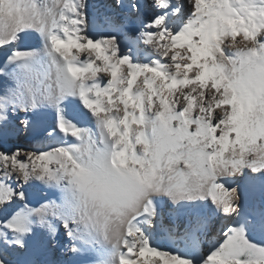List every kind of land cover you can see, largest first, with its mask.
Returning a JSON list of instances; mask_svg holds the SVG:
<instances>
[{"label":"snow or ice","instance_id":"6c2138e0","mask_svg":"<svg viewBox=\"0 0 264 264\" xmlns=\"http://www.w3.org/2000/svg\"><path fill=\"white\" fill-rule=\"evenodd\" d=\"M110 7L0 0V143L58 141L0 148V264H264V0Z\"/></svg>","mask_w":264,"mask_h":264},{"label":"bare ground","instance_id":"6f19581e","mask_svg":"<svg viewBox=\"0 0 264 264\" xmlns=\"http://www.w3.org/2000/svg\"><path fill=\"white\" fill-rule=\"evenodd\" d=\"M90 5L89 11L95 15L97 13H108L112 15H119L120 10L115 7H110L115 3V0H88ZM46 121L48 123L51 122V116L46 117ZM91 127V125H88ZM58 141L48 140L42 136H20L17 138H11L6 143H0V148L7 149V150H14L15 148H20L25 151H33L28 148V144H32L36 150L34 151H43L47 150L48 146L53 143H57ZM30 192V200L35 203L36 200L40 199L43 196L44 192H39L37 189H28ZM47 190H45L46 192ZM264 209V192L260 191L259 189L255 190H246L244 194V211L245 213L259 211ZM173 223L180 227L185 222L187 217L184 214H177L172 213ZM209 215V224L207 230L200 235V251L205 249V252L208 251L209 248L215 243L217 239V235L219 229L221 227L220 218L213 215L208 210ZM211 225V226H210ZM210 226V227H209ZM213 227V228H212ZM212 228V230H210ZM182 230V228H181ZM63 236L61 230V236ZM62 239V238H61ZM62 242V241H61ZM154 243L156 246L160 248H164L169 251H185L186 248L183 244L175 242L167 233L160 234L155 239ZM66 254L63 252H59L56 258V264H77L78 258L71 256L68 254V259L64 257Z\"/></svg>","mask_w":264,"mask_h":264},{"label":"rangeland","instance_id":"374dc122","mask_svg":"<svg viewBox=\"0 0 264 264\" xmlns=\"http://www.w3.org/2000/svg\"><path fill=\"white\" fill-rule=\"evenodd\" d=\"M28 148L30 149V150H36L35 148H34V146L32 145V144H28ZM211 226V225H210ZM209 226V227H210ZM213 228V227H212ZM212 228L210 229V230H212ZM62 238V239H61ZM60 238V242H61V244H66L67 243V239H66V237H64V236H62ZM258 240H260V239H264V237H261L259 234H257V237H256ZM201 251H203V252H205V249H202ZM59 252H62L61 250H59V249H57L53 254H51V255H49L48 257H46V259H49V260H51V261H53L54 262V264H56V258H57V255L59 254ZM64 257H66L67 259H68V254H66ZM14 259H15V257H13Z\"/></svg>","mask_w":264,"mask_h":264}]
</instances>
